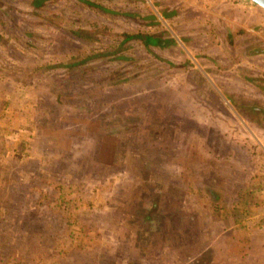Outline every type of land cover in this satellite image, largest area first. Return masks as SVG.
<instances>
[{"label":"rangeland","instance_id":"obj_1","mask_svg":"<svg viewBox=\"0 0 264 264\" xmlns=\"http://www.w3.org/2000/svg\"><path fill=\"white\" fill-rule=\"evenodd\" d=\"M33 1L0 0V264H264V64L232 54L227 21L218 40L175 0ZM251 5L224 17L262 39ZM180 70L233 154L136 98Z\"/></svg>","mask_w":264,"mask_h":264},{"label":"crops","instance_id":"obj_2","mask_svg":"<svg viewBox=\"0 0 264 264\" xmlns=\"http://www.w3.org/2000/svg\"><path fill=\"white\" fill-rule=\"evenodd\" d=\"M138 1V0H136ZM155 0H153V5ZM164 3V0H159ZM189 4L192 5V9L200 10L202 15L209 16L206 13L212 15V27L214 36L218 39L220 36L217 31L220 28V24L226 22V33L228 36V48L232 51L233 55H238V59L247 63H259L264 64V33L262 39L251 40L248 34L249 30L243 27V24H238L237 30L232 29L233 21H230L228 17L232 16L234 9L241 8L243 12L251 11V2L248 0H175L174 3ZM205 3V4H204ZM204 4V5H203ZM209 5V6H208ZM213 5L214 11L209 7ZM227 8H226V7ZM257 6V5H256ZM190 7V6H189ZM172 8V7H171ZM187 8V7H186ZM226 8V9H225ZM260 8V7H256ZM256 10V9H255ZM178 9H172L171 13L176 16L179 22L186 21L188 17L182 11L177 13ZM177 13V14H175ZM227 13V14H226ZM230 14V15H229ZM245 14V13H244ZM228 15V17H224ZM234 16V15H233ZM202 21H196V25L189 27V30H193V33H197V29L205 31L201 32L203 39L199 42L200 45L206 44L205 42L211 41L210 24L202 23ZM188 24V22H186ZM231 24V25H230ZM239 36V38H238ZM214 38V37H213ZM215 39V40H217ZM219 40V39H218ZM205 41V42H204ZM212 42V41H211ZM175 79L164 81L159 84L153 85L147 83L141 92L136 93L137 97L146 98V109H154L153 114L155 117L160 118L163 123L169 124L172 121L179 124H192L196 123L201 129L202 140V153L210 156H218L221 158L222 147H226L225 155L233 154V147L229 145L230 134L228 133L229 127L225 121L219 118H212L207 113L206 108L193 96L189 91L190 87L187 80V74L180 70V73L175 74ZM221 77V76H220ZM228 83H222L224 86L233 84L237 86L238 81L236 79L228 80ZM231 82V83H229ZM108 91L107 88L103 89V93ZM135 97V95H134ZM229 150H228V148ZM238 153V152H235Z\"/></svg>","mask_w":264,"mask_h":264},{"label":"water","instance_id":"obj_3","mask_svg":"<svg viewBox=\"0 0 264 264\" xmlns=\"http://www.w3.org/2000/svg\"><path fill=\"white\" fill-rule=\"evenodd\" d=\"M251 3L257 5L258 7L262 8L264 10V0H248ZM165 34V33H164ZM138 38H140L147 46L152 47H163V48H169L171 45L175 44L176 41L172 39L165 38L163 34L161 35H138Z\"/></svg>","mask_w":264,"mask_h":264},{"label":"trees","instance_id":"obj_4","mask_svg":"<svg viewBox=\"0 0 264 264\" xmlns=\"http://www.w3.org/2000/svg\"><path fill=\"white\" fill-rule=\"evenodd\" d=\"M44 2V0H34L33 1V3L35 4V5H37V6H39V5H41L42 3ZM139 34H137V36H138ZM145 35H150V34H145ZM144 35V36H145ZM151 35H154V34H151ZM154 36H156V35H154ZM131 36H129L128 38H130Z\"/></svg>","mask_w":264,"mask_h":264},{"label":"flooded vegetation","instance_id":"obj_5","mask_svg":"<svg viewBox=\"0 0 264 264\" xmlns=\"http://www.w3.org/2000/svg\"><path fill=\"white\" fill-rule=\"evenodd\" d=\"M134 36H137V35H134Z\"/></svg>","mask_w":264,"mask_h":264}]
</instances>
